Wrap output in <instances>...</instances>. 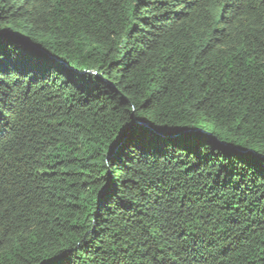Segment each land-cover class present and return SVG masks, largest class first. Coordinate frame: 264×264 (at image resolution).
I'll use <instances>...</instances> for the list:
<instances>
[{
  "label": "trees",
  "instance_id": "obj_1",
  "mask_svg": "<svg viewBox=\"0 0 264 264\" xmlns=\"http://www.w3.org/2000/svg\"><path fill=\"white\" fill-rule=\"evenodd\" d=\"M0 31V264H264V0H0Z\"/></svg>",
  "mask_w": 264,
  "mask_h": 264
},
{
  "label": "snow or ice",
  "instance_id": "obj_2",
  "mask_svg": "<svg viewBox=\"0 0 264 264\" xmlns=\"http://www.w3.org/2000/svg\"><path fill=\"white\" fill-rule=\"evenodd\" d=\"M12 33H5L0 31V84L4 82V76L10 75L13 71H16L15 67L5 61L4 53L6 47V40L11 38ZM150 135V126H145L143 122H129L124 125L119 131L118 137H114L111 140L110 147V158L113 162L121 161V158L126 154V150L135 146L140 147L139 141ZM195 135V134H193ZM189 150L192 152H199L200 142L196 139L190 141ZM245 170L248 167H256L261 170V175H264V155L256 158L255 160H245L244 161ZM111 195H116L119 198V193H112Z\"/></svg>",
  "mask_w": 264,
  "mask_h": 264
}]
</instances>
